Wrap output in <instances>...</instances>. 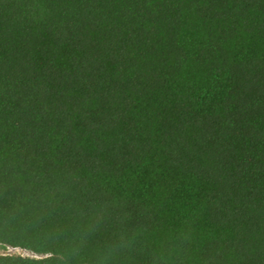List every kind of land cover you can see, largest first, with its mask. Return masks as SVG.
I'll return each mask as SVG.
<instances>
[{
    "label": "trees",
    "instance_id": "16d2710c",
    "mask_svg": "<svg viewBox=\"0 0 264 264\" xmlns=\"http://www.w3.org/2000/svg\"><path fill=\"white\" fill-rule=\"evenodd\" d=\"M0 264H264V0H0Z\"/></svg>",
    "mask_w": 264,
    "mask_h": 264
},
{
    "label": "rangeland",
    "instance_id": "374dc122",
    "mask_svg": "<svg viewBox=\"0 0 264 264\" xmlns=\"http://www.w3.org/2000/svg\"><path fill=\"white\" fill-rule=\"evenodd\" d=\"M2 253H10V254H14V255H22V256H27V257H39L36 254H34L33 252L23 250V249H19V248L4 249V248L0 247V254H2Z\"/></svg>",
    "mask_w": 264,
    "mask_h": 264
},
{
    "label": "built area",
    "instance_id": "2783aa9c",
    "mask_svg": "<svg viewBox=\"0 0 264 264\" xmlns=\"http://www.w3.org/2000/svg\"><path fill=\"white\" fill-rule=\"evenodd\" d=\"M8 248H13V247H6L4 249H8ZM20 249V248H19ZM6 254H10V253H2V255H6ZM10 255H14V254H10Z\"/></svg>",
    "mask_w": 264,
    "mask_h": 264
}]
</instances>
